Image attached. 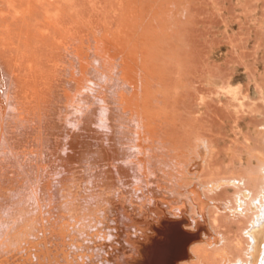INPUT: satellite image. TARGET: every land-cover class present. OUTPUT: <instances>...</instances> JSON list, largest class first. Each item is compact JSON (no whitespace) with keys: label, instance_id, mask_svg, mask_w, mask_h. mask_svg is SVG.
<instances>
[{"label":"rangeland","instance_id":"374dc122","mask_svg":"<svg viewBox=\"0 0 264 264\" xmlns=\"http://www.w3.org/2000/svg\"><path fill=\"white\" fill-rule=\"evenodd\" d=\"M2 1L0 0V14H2L1 17H4V20L0 18L3 20H0V39L3 37L0 42L5 43V47L0 43L4 47H0L2 50H0V58H2L1 68L4 74V88L10 98L8 109L10 112L7 115L8 125L5 126L4 131L5 135H8V137L6 136L8 140L10 135L12 136L13 142L11 139V144L8 141L10 146L14 142L19 143L16 148L12 147L14 145L11 146L13 152L15 151L19 155L24 151L25 154H23V158H25L23 162H21L23 160L22 155L19 157L14 154L15 157H18L19 161H17L20 164L17 163V167L12 165L13 169L15 167L16 170H11L12 167L7 168L10 170V175L4 169V175L6 176H2L4 179L12 175V179L8 178L7 180L8 182L11 181L10 184L6 179L1 181L2 184L7 183H5L7 189L12 187L10 186L11 183L13 185L18 179L29 180L30 187L35 184L37 187L33 185L34 190L38 188L41 179V182L46 180L45 184L48 188L50 186L48 183L55 182L57 177L55 173L60 170L62 171L61 174L65 175L67 179L65 183L70 189L66 185L62 188L68 192L73 191L75 185H80L86 190L90 185L94 188H97V185H102L104 171L110 170L113 173L115 171L109 164L112 161V156L120 157L116 140L117 137H124L122 131V128L125 127L124 115H129L136 122L139 121L137 129L140 135H138L139 140L137 138L138 141L135 143L139 146L143 145L142 149H144V152H142V149H138L140 147L137 145L132 149V153L133 150H141L142 154L137 156L136 153L139 152H134L135 154L131 155V157H134H130V160L132 159L131 164L133 165L136 162L135 157L141 158L140 160H144V162L139 160L141 167H139V161L136 162L135 167L134 165L133 167L130 165V167L131 169L134 168L133 173L142 172L141 176H144L141 178L142 180L145 177H147L146 180H149V182L145 180L144 184L138 182L136 185L142 184L143 188H146L147 185L154 193L160 192L159 188L162 189V196L164 195L167 200L175 201V204L172 202L171 206L174 208L179 206L178 208L182 211V214H178L179 210L174 209L176 216H172L168 212V207L160 203L159 207L156 205L155 208L151 207L148 214L153 216L151 212L156 208L164 210V214L172 220L178 221L183 218L186 221V226L184 224L180 225L183 231L196 233L194 224L190 219L192 217L198 222V229L206 223L203 229L211 226L208 233H212L213 236L223 234L230 240L237 236L243 237L245 243L243 228L247 226V220L232 212L233 208H237V201L235 200H238L237 189H235L234 184L242 183L238 175L245 174L243 166L249 167L248 169H252L254 172L258 171L260 161L259 156L256 154L260 150L264 154V0H61L58 8L59 16L57 15L59 26L56 30L43 25L45 24L43 16L46 15L45 12L42 15L43 9L39 8L41 12L37 9L34 11L36 12L34 16L33 13L32 16H28L31 17L27 18L28 22H23L20 19H13L11 17L13 12L8 7L7 0H4L5 4ZM18 3V5H15H22L20 2ZM49 9V11L53 10L50 7ZM10 10L12 14L8 12ZM9 14L11 15L10 20L9 16L5 17ZM6 26L9 27V30ZM38 27L40 37H38ZM6 29L9 32H6ZM24 33H26L25 36ZM31 34L37 35L38 41H35V36L33 37L36 43L32 40V37L28 42L27 37L33 36ZM24 37H26V40ZM4 49L5 51H3ZM93 55L97 58L94 61ZM98 62L101 66L98 65ZM79 67H82L80 72L86 71L85 74L90 72L88 75H92L91 72L93 69L96 70V67H99L98 69L102 70V73H108L111 79L108 80V85L105 82L109 89L104 85L103 79L105 78L101 74V81L100 78L94 79L91 76V79L96 81V85L89 83V86L91 85L90 88L94 90L90 89L87 92L84 89L86 92L81 91L83 85L88 83L84 82L80 75L77 76ZM88 68H92V71ZM68 70H71V73L74 70V75L70 76ZM13 72L15 77L11 78ZM8 74L10 75L8 76ZM96 76L100 77L98 74ZM68 80H75L80 83L83 81L82 85L79 84L82 87L81 90L79 89L80 91L77 82H73L77 87V90L76 87L74 90L79 95L83 92L81 94H93L97 97L96 93H99L97 90H105L106 92H104L108 96L106 99L113 101L111 104L113 115L110 123H112L111 125L115 128L116 133H113L112 136L108 134L109 140L101 132L102 129L98 128L96 122L90 125V123H85L89 122L87 119L84 120L85 122L81 121L82 124H86L83 125L84 128L86 127V132H84L80 122L81 127L79 123L77 125L74 122V119L71 120L73 113L70 110V105L72 101L74 102L75 97L72 93H69V85L72 82ZM97 83L103 85L104 90ZM233 89L237 93L236 95L231 92ZM231 93L235 96H232ZM233 97L236 99H233ZM68 104L69 109L67 108ZM63 105L66 107L64 108ZM68 111L71 113L70 116ZM65 112L67 116L64 115ZM60 113L65 117L61 118ZM73 116L75 115L73 114ZM57 117L61 118L62 122L65 121L66 117H70V119L68 122L66 118V121L62 124L61 119ZM53 118L55 119L53 120ZM92 118L94 121L95 117L91 116ZM52 120L58 121L61 127L58 126L57 121L54 123H57L56 128H61V130L59 129L57 132L55 126L52 127L55 125ZM77 126L84 133H81ZM6 128L10 131L5 130ZM51 129L52 131H49ZM53 129H55L53 135L57 136V138L54 137L56 140L49 138L50 136L53 138L51 134ZM87 130L92 131L93 134ZM62 131V136L59 135L61 137L55 135L56 132L60 134ZM87 132L92 135L88 134L91 138L86 136L87 134L83 135ZM49 134L51 135L49 136ZM41 136H43L45 142L48 140L47 144L44 141L40 144ZM98 136H100V139L97 138ZM32 137L35 140L40 137L37 139V146ZM83 137L86 139H83ZM77 138V142H80L82 146L76 142ZM198 138L199 140L208 141L210 153L205 155L199 151ZM79 139L81 140L79 141ZM17 140L20 142L26 140L24 143L28 142L29 145L26 146L29 147H26L27 149L21 148L22 146L20 147V142ZM57 141H60L58 149L52 146L54 145L53 142ZM43 142L45 145H49L48 142L53 143L49 146L51 151L57 149L56 155L54 153L49 154H54L56 157L48 154L50 148L42 145ZM70 142L71 144H69ZM38 143L40 146H38ZM99 143L101 144L100 147H98ZM72 144L79 145H75L79 149L78 152H75L78 149ZM71 145L74 146V149L70 148ZM86 145H88V148ZM40 147L45 148L41 150V153L39 152ZM136 147L138 148L136 149ZM97 148L103 149L105 154H108L109 157H105L107 161L101 160L97 154H94L96 152L93 151L98 150ZM30 149L31 152L33 150L37 153L32 152L34 155H31ZM43 151L47 155L42 154ZM27 152H30V154ZM38 153L42 155L39 156ZM77 153L79 154L77 155ZM35 154L40 159L37 155L35 157ZM77 156L79 157L77 158ZM58 157H61L63 163L69 159L70 164L68 161L66 162L68 164L64 163L63 167H59L60 158ZM47 158H50V161ZM25 161L26 164H24ZM41 161L43 162L42 165L45 166H42L44 171L40 168ZM37 163L40 166L39 170L36 168ZM47 164L49 165L46 166ZM25 165L28 167L24 168ZM32 165L35 170L31 168ZM137 165L138 169H136ZM101 169H104V171H101ZM131 169L130 174H132ZM39 171L42 173V178L39 179L37 176L36 179L34 176H36V173L39 175ZM20 173L21 175L24 174L25 177H22ZM28 175L30 178H27ZM15 176L17 180L13 179ZM74 176L78 178L75 182L72 181ZM91 178L93 179L90 180ZM233 178L239 180L235 181ZM3 181L5 182L3 183ZM109 181H113L112 178ZM124 182L122 190L126 192L128 198H124V201H122V217L128 214L132 220L141 223L142 218L147 216V211L140 207L141 203H139L138 197L132 198L131 191L135 178L132 176L124 177ZM212 182L213 184L215 182L218 188L214 187L215 190H212V186H210V188L208 187L210 190H207L206 186L211 185ZM217 182H219V185ZM5 184L4 187H6ZM236 184L235 186H238ZM114 189L121 190L116 185ZM194 190L197 192L196 196L193 195ZM128 191L131 193H128ZM157 195L158 198L162 199L160 194ZM62 199L64 203H71L72 206L77 202H74L72 197L64 196ZM131 199H134L132 203H130ZM203 201L204 204L207 203L204 206ZM211 202L221 208L219 213L211 205ZM117 204L121 205V202H117ZM204 207L205 209H203ZM206 209L209 212L206 211L207 214L205 213ZM61 212L67 215L66 211L63 212L62 210ZM202 212H204L203 215L205 214L203 222L201 221L202 218L199 217ZM217 213L220 226L212 223L213 216ZM71 215L65 216V221L71 220L74 223V218L76 219L77 216ZM137 217H141V219L136 220ZM63 220L64 217H61V221ZM154 225L156 226V224ZM131 226V224L124 223L122 220V227L129 228ZM133 228L142 229L143 227L133 226ZM159 234L163 239V243L159 236L151 242H154L157 247L161 241L162 246L160 244L158 248L160 246L162 248L164 245L166 247L169 243V238L166 237L168 236L167 233L161 232ZM164 234L165 239L163 238ZM127 235L133 236L134 240H138L140 237L136 231H123L122 236H115L118 239L114 240L115 244L110 245L111 249L121 251L119 256L121 264L132 262L133 252L129 242L126 241L128 240ZM89 240L92 246L96 247H100L103 243L99 237L97 239L89 237ZM165 240L166 244H164ZM203 242L197 240L195 248L203 247ZM150 251L146 248L143 250L142 255L152 256ZM105 253L112 254V251H105ZM212 254L214 255V253ZM238 254L240 255V253H236V255ZM115 257L111 260V264H115ZM229 259L234 260L231 257ZM173 260L170 258L167 261L172 264ZM223 261V258L219 257L206 258L202 256L201 258H195L192 255L186 264H221Z\"/></svg>","mask_w":264,"mask_h":264},{"label":"bare ground","instance_id":"6f19581e","mask_svg":"<svg viewBox=\"0 0 264 264\" xmlns=\"http://www.w3.org/2000/svg\"><path fill=\"white\" fill-rule=\"evenodd\" d=\"M3 2H4V0L2 1V3ZM18 2L22 3V5L17 6L19 4ZM60 2H61V0H7L6 3L8 5V7L12 10L13 14L11 13V10H10L8 12L11 13L12 16L9 14V15H6L5 17L9 16V20H10V16H11L13 19H20V20H23V22H25V21L28 22L27 18H31L28 16L29 15L34 16V13H36L34 11H36L37 9L39 10V8H40L41 10L43 9L42 15H44V12L46 14L45 16H43L44 17L43 22L45 23L43 25H45V26L47 25L46 27H50L53 30L54 29L56 30L59 26L57 23L58 22L57 17L59 16L58 15V12H59L58 8L60 6L59 5ZM4 4H5V2H4ZM15 4H17V5H15ZM49 7L51 9L53 8V10H51L52 12L49 11L50 10ZM1 16H2V14H0V18H2ZM35 16H37V15H35ZM2 19H0V20H2ZM41 21H42V19H41ZM41 21H39V22H41ZM30 27H31V25H30ZM7 29L9 30V27H7ZM7 29H6V32H9V31H7ZM38 31H39V27H38L37 32ZM43 31H47V30H43ZM2 32H4V31H2ZM37 32H36V34H37ZM26 33H24V36ZM32 33H33V31H32ZM43 33H45V32H43ZM31 35H33V34H31ZM39 35L40 34L38 32V37H40ZM28 36H30V35H28ZM34 36L35 35L27 37L28 42L31 40V37H32V40L34 41V39H33ZM36 36L34 38H36ZM38 37L35 39V41L39 40ZM45 37H43V39H45ZM24 38L26 40V37H24ZM21 39H23V38H21ZM42 40H41V42H42ZM0 43L5 47V43H3V42H0ZM2 45H0V47L4 48ZM11 45H12V43H11ZM3 51H5V49ZM1 59L2 58H0V264H45V263L46 264H111L110 262L113 259V257H115V255H116V257L114 259L115 264H121V261H120L121 258H119V256L121 255V251L120 250L116 251L114 249H111L110 245L115 244V241L118 240L115 236L116 235H118L119 237L122 236L123 231H130V232L136 231L137 234L140 235L138 240H134L133 236L127 235L128 240H126V241L129 242V245L131 246V251L133 252L132 262L130 264H170L167 261L170 258L174 259L172 264H186V262L190 259V257L192 255L195 258H198V257L201 258L202 256L206 257V258H211V257L212 258H215V257L216 258H218V257L223 258L224 261L221 262V264H264V154L261 153V150L258 152V154H256L257 156H259V161H260V166H259L258 171L254 172V171H252V169L249 170L248 169L249 167L247 168V166H243L242 168H243V172L245 174H241V175L239 174L238 175V178L242 180V183L241 184L235 183L238 186H235V184H234L235 189H237L236 194L238 196V200H235V201H237L236 202L237 208L235 207V209L233 208V210L231 208V210L234 214H238L239 216H242L247 220V226L245 228H243L244 229L243 235L245 237V243L243 242V240H244L243 237L237 236V237H234L232 240H230L227 237H225L223 234H216L213 236L212 233H210V232L208 233V230H210L209 228L211 226L206 225L209 228L203 229V227L205 226L206 223L204 224L203 227L200 226L201 229L200 228L198 229V226H199L198 222H196L192 217L190 219L192 220V222L194 224V230H196V233L183 231L181 229L180 225L184 224V226H186V221H184L183 218L181 220H178V221L175 220L174 221V220H172V218H170L169 216L164 214V210H158L156 208L154 211L151 212L153 214V216H150L148 214V211L151 207L155 208V205L157 207H159L160 203H162V204L166 205V207H168V212L172 216H176L174 209H176L177 211L179 210L178 214H182V211L180 208H178L179 206L175 207V208L173 206H171V203L174 202V204H175V201L167 200L164 195H163L164 196L163 197L161 194L162 189L159 188L158 190L160 192L154 193V191L150 190L147 185H146V188H143L142 184H144L147 177H145L144 180H142L141 178L144 177V176H141L142 172L140 173V172L136 171L137 174L135 172L133 173L134 168L131 169V167H133V165L135 167L136 162L139 161L141 158L135 157L136 162L133 163V165H132L131 164L132 159L130 160V157L132 154H135L134 152H139V153H136V154H138L137 156H139V154H142V153H141V150L140 151L133 150V153H132V149H134L135 146L137 145L135 142H137L139 140L138 135H140V133L138 132V129H137V127H138L137 123H139V121L136 122L135 119L129 115L128 116L124 115L125 127L122 128L124 137H117V140H116L118 143V155L120 157L116 158L115 156L114 157L112 156V161L109 164L111 167H113L115 169V171L113 173L110 170L104 171V169H101V171L102 170L104 171V175L102 177V185H100V186L97 185V188L91 187V185H90L89 187L91 189L89 187H87V190H86L83 187H81L80 185L79 186L75 185L74 186L75 189L73 191L70 190L68 192V191H66V189L62 188V186L66 185L67 188L70 189V187L65 183V182H67V179L65 178L64 174L63 175L61 174V172H62L61 170L59 172L55 173V175L57 176L55 179V182L52 184L48 183L50 185V186H48V188H46V184H45L46 180L41 182V180H42L41 179L39 181L40 183H39L38 188H36L37 190L36 189L34 190L32 187H34L33 185H35V184H32V186L30 187L29 186V182H30L29 180L27 181V179L25 178L26 180H19L18 179L19 180L18 181L16 179V176L13 179H16L17 181H15V183L13 185L11 183L10 186H12V187H9V189H7V185H6L7 183L5 181H3V183L4 182L6 183V184L4 183L6 185V187H4V184L1 183L2 180L6 179V178L4 179V177H6L4 175V171H5L4 169H6V172H8V174H9L10 170L7 168H11L12 165L13 166L15 165V167H17L16 165H17V163H19L18 162L19 160H18V157H15V155L19 156V157H21L20 155H22L21 158H23V154H24L23 152L24 151H22L19 155L15 151H14L15 152L14 153L11 146L14 145L12 147L16 148L19 146V143L14 142L17 145L12 143V145L10 146V144H11L10 139L12 136L10 135V139L8 140L7 139L8 135H5L6 133L4 131V128H5V126L8 125L7 115L10 112L8 110L9 105H10V98L6 94V89L4 88L5 83H4L3 69L1 68V64H2ZM95 59H97V58L94 57V55H93V61ZM91 61H92V57H91ZM98 65H100L99 62H98ZM71 66H70V68H71ZM2 67H3V65H2ZM81 68L82 67L78 68L79 72H80V70H82ZM98 68L96 67V70L93 69V71H95V72H93L91 70L92 68L91 69L88 68L89 70L92 71L91 72L92 75H88L90 72L85 74L86 71H84V72L81 71L82 73L80 72V74H79V72L77 73L78 74L77 76L80 75L81 76L80 78H83L84 82L86 81V83H88L86 85L84 84L85 86L83 85V89H82V87H80L79 84L82 85L83 81L80 83V82H77L74 80L75 83L77 82V84H78L77 87H80V88H78V90L82 89L81 91H83L84 89H86L88 92V90L91 89L90 88L91 85H96V81L91 79V78L92 77L94 79L100 78V81H101V74L105 78V79H103L104 82L106 81L107 85H108V80L111 79L110 75L108 73H102L101 72L102 70L100 71V69H98ZM83 69L85 70V68H83ZM71 70H72V68H71ZM71 70H68L70 72L69 73L70 76L74 75L73 73H74V70H76V69L74 68L73 73H71ZM86 70H87V68H86ZM96 73L98 75H100V77L96 76L97 75ZM9 75L10 74H8V76ZM14 77H15V73L13 72L11 75V78H14ZM75 78H78V77H75ZM72 79H74V78L72 77ZM83 79H81V80H83ZM78 80H80V79H78ZM68 81L72 82L71 84L68 82L70 84L69 89H68V90H70V92L69 91L68 92L70 94L72 93L75 97L74 98L72 96L74 98L73 99L74 102L72 101V104L70 105V110L75 115V116H73V114H72V116L74 118L71 116V120L74 119V122L77 125L79 122L82 124L81 121H84L85 119L89 120V122H85V121L84 122L90 123V125L91 124L93 125V123L96 122L97 126H99L98 128L102 129L101 132H103L105 134V136L107 137V140H109L108 134L110 136H112L113 133L114 134L116 133V130H115V128L112 127V125H111L112 123H110V122H112L111 118L113 115L112 114L113 109H112V105H111L113 103V101L110 99L111 100V102H110V100L106 99V97H108V96L105 93L106 91L104 90V86L97 83V85L99 87H103L101 89L105 91L104 92V91L97 90V92H99V93H96L97 97L95 95H94L95 96L94 97L93 94L92 95L87 94V93L81 94L83 92H81L79 95L78 93H76L77 87H76V85H74L75 84V83H73L74 81L73 80H68ZM106 82L104 83V85H106ZM89 83L91 84L90 86H89ZM107 85H106V87H107ZM75 87H76V90H74ZM92 88H93V86H92ZM107 89H109V88L107 87ZM86 90H84V91L86 92ZM91 90H94V89H91ZM141 92H143V91H141ZM231 92H234L235 95L237 94V93H235L234 89L231 90ZM235 95L232 94V96H235ZM91 96H93V97L91 98ZM233 99H236V98L233 97ZM64 103H65V101H64ZM70 103H71V101H70ZM63 107L65 108L66 106L63 105ZM68 107H69V104H68L67 108ZM62 113H60V114L62 115ZM66 114L67 113L65 112L64 115H66ZM69 114H71V113L69 112L68 115ZM136 114H138V113H136ZM91 116L95 117L94 121H93V118L91 119ZM63 117H65V116L62 115L61 118H63ZM57 118H59V117H57ZM61 118H59V119H61ZM66 118L68 119V122H69L70 117L69 118L66 117ZM66 118L64 119L65 121H66ZM54 119L55 118H53V120ZM57 120L53 121V124H55V125L52 124L53 125L52 127L55 126V129L58 132L59 129L61 130V128H59V129L56 128L57 127L56 124L58 123ZM140 120H141V118H140ZM56 121H57V123H54ZM91 121H92V123H91ZM142 121H143V119H142ZM60 122H62V119ZM64 122H62V124ZM80 123H79V126L81 127ZM84 124H82V128H84L83 127ZM69 125H70V123H69ZM87 125H89V124H87ZM58 126H60L59 123H58ZM80 127H78V130L81 129ZM115 127H117V126H115ZM85 128L83 130L84 132H86ZM91 128H92V126H91ZM141 128L143 130L142 124H141ZM55 129H53V133L50 132L52 135L55 133L54 132ZM5 130L10 131L7 128ZM49 131H52V129ZM80 131H81V133L83 132L82 130H80ZM80 131H79V133H80ZM93 131H95V130H93ZM36 132L38 133L39 131H36ZM57 132L55 135H58V137H61L63 134V131L60 134H58ZM88 132L83 134V135L85 136L87 134L86 136H89V135L93 134L92 131H90L91 134H89ZM140 132H141V130H140ZM7 134H10V133H7ZM51 134H49V136ZM59 135H61V136H59ZM95 136H97V135H95ZM41 137L43 140L40 139V144L42 143V141L45 142L43 136H41ZM54 137L57 138V136H54V135H53V138H52V136H50L49 138L55 139ZM76 137H78V136H76ZM99 137L100 136H98L97 138H99ZM39 138H37V139H39ZM84 138L85 137H83V139ZM97 138H95V139H97ZM137 138H138V140H137ZM32 139L35 140V138H33V137H32ZM37 139L35 140L36 141L35 145L37 144V141H38ZM58 139L61 140L60 138H58ZM70 139L72 140V137ZM80 140L81 139H79V141ZM8 141H10V144ZM17 141H19V140H17ZM47 141L48 140H46V142ZM77 141H78V138H77L76 142ZM82 141H84V140H82ZM198 141H199L198 142L199 143L198 144L199 151L203 152V154H205V155L207 153H210L208 141L207 140H199V138H198ZM12 142H13V140H12ZM24 142H20V147L21 146H22L21 148L29 147V146H26V145H29L28 142H26V143H24ZM31 142H33V140H31ZM44 142L42 145H45ZM59 142L58 141L53 142L54 145H52V146L57 147V149H58L60 147ZM85 142H86V140H85ZM140 142H141V140H140ZM160 142H161V140H160ZM22 143H24V144H22ZM48 143H50L49 144L50 146H51V144H53L52 142H48ZM77 143L79 144L80 142H77ZM40 144L38 146H40ZM69 144H71V142ZM78 144H72V145H74V146L75 145L76 146L81 145V143L79 145ZM114 144H116V143H114ZM35 145H34V147H35ZM49 145H45V147L47 146V148H48ZM72 145L70 146V148L74 147ZM88 145H86L87 148H88ZM99 145H101V144L99 143L98 147H100ZM50 146H49V148H50ZM137 146L140 148L136 147V149L137 148L142 149L143 145L142 146L137 145ZM34 147H33V150L36 148V147L35 148ZM19 148H18V152H19ZM43 149H45V148H41L39 152L41 153V150H43ZM55 149H53L54 151H51V148H50L48 150L50 152H48V151H45V152H48V154L49 153L55 154V152L57 151V149L56 150ZM195 149L193 150L194 152H195ZM33 150H32V152H34ZM102 150L103 149H98V150L93 151V152H96L94 154H97L98 158H101V160L107 161V160H105L106 159L105 157H109V156H108V154H105L104 150L103 151ZM143 150L144 149H142V152H144ZM29 151L31 152V149ZM72 151L74 152V150H72ZM78 151H79V149L75 152H78ZM88 151H89V149H88ZM148 151H149V149H148ZM165 151L167 152L168 150L166 149ZM30 152H27V153L30 154ZM32 152H31V155L32 154L34 155V153L36 151L34 153H32ZM75 152H74V154H75ZM83 152H84V148H83ZM40 153H38L39 156H41L42 154H46V153H44V151L42 152L41 155H40ZM54 154H49V155L53 157L56 155V154L55 155ZM78 154L79 153H77V155ZM36 155L37 154H35V157H36ZM143 155H141V156H143ZM39 156H38V158H39ZM74 156H76V155H74ZM35 157H34V159H35ZM55 157H54V159H55ZM78 157L79 156H77V158ZM132 157H134V156H132ZM38 158H36V159H38ZM58 158H60L59 167H63L62 165L64 163L70 164L69 159H68L69 162L67 160H65L63 163L61 157H58ZM24 159L25 158H23V160L21 162H23ZM34 159H32V160H34ZM51 159H53V158H51ZM136 159H138V160H136ZM143 159H145V158H143ZM101 160H100V163H101ZM30 161H31V158H30ZM37 161H39V160H37ZM48 161H50V158L48 159ZM115 161H120V162L116 163ZM140 161H142V160H140ZM140 161H139V167H141ZM66 162H68V163H66ZM142 162H144V160ZM102 163H103V161H102ZM19 164H18V166H19ZM24 164H26V161L24 162ZM28 164H30V163L28 162ZM42 164H43V162L40 164L41 167L38 165V163L36 164L37 170H39L40 168H41V170L44 169L45 166ZM44 164H46V163L44 162ZM49 164H47L46 166H48ZM37 165H38V167H37ZM130 165H132V166L130 167ZM25 166H24V168L28 167V166H26V167ZM42 166H44L43 169H42ZM15 167H14V169H15ZM19 167L17 168V170L19 169ZM22 167H23V165H22ZM33 167L34 166L32 165L31 168H33ZM65 168H63V169L65 171H67L66 170L67 168L66 169ZM14 169L12 167L11 170H14ZM28 169H30V168H28ZM130 169L132 170V172H131L132 174H130ZM136 169H138V165L136 166ZM25 170L27 171V169H25ZM33 170H35V169L33 168ZM20 171H22V170H20ZM40 171L38 174L39 175L41 174V176L37 175V173H36V176H34L36 179H37V176L39 177V179L42 178V173H41L42 171L41 172ZM23 172H25V171H23ZM34 172H36V171H34ZM21 173H20V175H21ZM73 173H69V174H73ZM145 173H147V172H145ZM152 173H153V170H152ZM30 174H31V172H30ZM3 175H4V177H2ZM20 175H17V176H20ZM23 175H21V176L25 177ZM11 176H9L8 178H11ZM99 176H100V174H99ZM127 176L128 177L132 176L135 178L133 189L131 191L132 192V198L138 197L140 200L139 203H141L140 207H142L143 209H145L147 211V216L142 218L141 223H137L136 221L132 220L128 214H126L125 217H122V213H123L122 201H124V198H126V199L128 198L126 192L122 190V186L125 183L124 177H127ZM28 177H29V175L27 176V178ZM8 178L6 179V181L8 180ZM110 178H112L113 181L110 182L109 181ZM152 178H154V177H152ZM77 179L78 178H76L74 176L72 181L75 182ZM92 179L93 178H91L90 180H92ZM233 179L235 181L239 180L237 178L236 179L233 178ZM153 180H155V179H153ZM146 181L149 182V180H146ZM9 182H11V181H9ZM35 182L37 183V180ZM138 182L139 183L143 182V183L141 185L138 184V186H137L136 183H138ZM89 183H90V181H89ZM217 183L219 185V182H217ZM155 184H156V182H155ZM115 185L117 186L118 189L121 188V190L118 191V190L114 189ZM139 185H140V187H139ZM149 186H150V184H149ZM156 186H157V184H156ZM210 186H212V190H215V189H213L214 187L218 188L217 184L215 182H214V184L212 182L211 185L206 186L207 187L206 189L210 190V189H208V187L210 188ZM168 187H170V186H168ZM109 189H111V190H109ZM151 189H153V188H151ZM63 192H65V193L63 194ZM131 192L128 191V193H131ZM157 194H160L162 196L163 200L158 198ZM117 195H119V196H117ZM193 195H195V196L197 195V192H195V190H194ZM64 196L65 197H72L74 199V202L75 201H77V202L74 203L73 206L71 205V203H64L63 199H62ZM198 197H200V196L198 195ZM157 199H160V200H157ZM181 199H182V197H181ZM236 199H237V197H236ZM133 200L134 199H131L130 203H132ZM191 200L194 202L192 197H191ZM117 202H121V205L117 204ZM206 204L207 203L205 202V204H204V201H203V206ZM211 205L214 206V208L219 213L221 208L218 205H215L214 202H211ZM176 206H177V202H176ZM60 209H61V211L63 210V212L66 211L67 215L72 214L74 217L77 216L76 219L74 218V223L71 222V220L65 221V216H67V215H65V213H63L64 214L63 215L61 211H60L61 212L60 213L59 212ZM125 209H126V207H125ZM203 209H205V207ZM207 210L208 209L205 210V213ZM198 213H197V216H198ZM203 213L204 212H202V215H199V217L202 218V220H201L202 222L205 219V217H204L205 214L203 215ZM218 213L215 214L213 216V219H212L213 220L212 223H214L216 225H218L219 221H220ZM61 217H64L63 221H61ZM207 217H208V215H207ZM235 217H234V219H235ZM113 218H115V220H113ZM178 218H180V217L178 216ZM208 218H210V216ZM140 219H141V217L136 218V220H140ZM197 219H199V218L197 217ZM227 219H230V218H227ZM122 220L124 221V223L131 224L132 226L129 228L122 227ZM154 222H156V223H154ZM154 224H156V226ZM133 226H137V227L140 226L143 228L142 229H137V228L134 229ZM219 226H220V224H219ZM92 232H93V234H91ZM161 232H164L165 234L167 233L168 236H166V237H168L169 239L168 238H166V239L169 240V243L167 240L168 245L166 247L164 245L161 248L162 244L160 241L158 243V245L161 244V246L158 248V245L156 247L154 242H151V241H153V239L157 238L158 236L160 237V239H162L160 234H159ZM89 234H91V235L89 236ZM165 234L163 235L164 237L162 236L164 239H165ZM89 237L93 238V239H97V237H99L100 240L103 241V243H101L100 247L92 246V243L89 240ZM197 240L199 242L204 241L203 242L204 246L203 247L199 246L198 248L197 247L195 248V245H196L195 242ZM162 243H163V239H162ZM164 244H166V240L164 241ZM146 248L151 250L150 253L152 252L151 253L152 256L148 257L145 255H142L143 250ZM110 250L112 251V254H109V253L106 254L105 253V251L109 252ZM212 253H214V255ZM236 253H240V255L239 254L236 255ZM230 257L233 258L234 260H230L229 259Z\"/></svg>","mask_w":264,"mask_h":264}]
</instances>
